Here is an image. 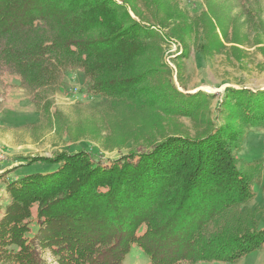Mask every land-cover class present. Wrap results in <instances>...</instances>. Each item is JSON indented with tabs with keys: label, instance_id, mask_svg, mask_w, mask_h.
I'll return each mask as SVG.
<instances>
[{
	"label": "trees",
	"instance_id": "obj_1",
	"mask_svg": "<svg viewBox=\"0 0 264 264\" xmlns=\"http://www.w3.org/2000/svg\"><path fill=\"white\" fill-rule=\"evenodd\" d=\"M136 1L0 0V90L15 75L50 125L61 116L50 95L78 70L88 95L112 98L134 121L158 111L193 117L207 96L157 76L160 35ZM248 1L205 0L226 16ZM142 2L160 24L181 17L176 0ZM224 98L227 122L194 136L173 132L112 159L86 149L31 159L57 167L5 184L0 263L42 264L47 247L58 264H123L132 246L148 264L233 262L262 246L258 207H243L258 164L242 170L235 150L243 127L264 126V89L227 88Z\"/></svg>",
	"mask_w": 264,
	"mask_h": 264
},
{
	"label": "rangeland",
	"instance_id": "obj_2",
	"mask_svg": "<svg viewBox=\"0 0 264 264\" xmlns=\"http://www.w3.org/2000/svg\"><path fill=\"white\" fill-rule=\"evenodd\" d=\"M176 4L181 17L160 24L142 0L136 1L143 12L142 22L160 35L157 76L169 80L182 93L207 96L193 117L158 111L152 118L134 121L129 111H116L112 98L88 95L83 74L70 70L65 72L61 88L49 97L52 108L61 116L48 125L41 121L17 77L5 74L0 90V215L10 201L5 187L8 181L57 167L33 162L34 157L52 158L61 152L86 149L112 159L145 148L173 132L194 136L227 122L228 116L222 113L227 88L264 89V0H249L244 5L246 10L232 7L229 16L220 10L212 12L205 0H176ZM204 17L211 20L215 32H209ZM241 137L235 150L240 168L258 164L252 177L255 197L243 207H258L259 225L264 227V126L243 127ZM44 249L40 247L42 264H48L54 258L49 256L47 261L48 249ZM148 263V255L132 246L123 264ZM196 264H264V244L233 262Z\"/></svg>",
	"mask_w": 264,
	"mask_h": 264
},
{
	"label": "crops",
	"instance_id": "obj_3",
	"mask_svg": "<svg viewBox=\"0 0 264 264\" xmlns=\"http://www.w3.org/2000/svg\"><path fill=\"white\" fill-rule=\"evenodd\" d=\"M47 249H48V252L46 253L48 256H46V259H47V261H48V259H49V256L50 257H52L53 256V254L51 253V251H50V249L49 248H47V247H45V251H47ZM49 264V263H48Z\"/></svg>",
	"mask_w": 264,
	"mask_h": 264
},
{
	"label": "built area",
	"instance_id": "obj_4",
	"mask_svg": "<svg viewBox=\"0 0 264 264\" xmlns=\"http://www.w3.org/2000/svg\"><path fill=\"white\" fill-rule=\"evenodd\" d=\"M76 89H77V88H75V90H76ZM49 264H58V263H57V261H56L55 259H52V260H50Z\"/></svg>",
	"mask_w": 264,
	"mask_h": 264
}]
</instances>
